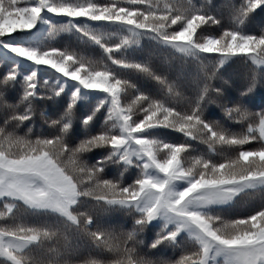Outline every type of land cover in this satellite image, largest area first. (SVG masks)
<instances>
[{"label": "snow or ice", "instance_id": "1", "mask_svg": "<svg viewBox=\"0 0 264 264\" xmlns=\"http://www.w3.org/2000/svg\"><path fill=\"white\" fill-rule=\"evenodd\" d=\"M262 15L264 0H0V264H264Z\"/></svg>", "mask_w": 264, "mask_h": 264}, {"label": "trees", "instance_id": "2", "mask_svg": "<svg viewBox=\"0 0 264 264\" xmlns=\"http://www.w3.org/2000/svg\"><path fill=\"white\" fill-rule=\"evenodd\" d=\"M213 2L219 3L221 2V0H213ZM262 19H264V15L257 17V21ZM57 40L60 41V43H62L64 46H71V47L76 46L75 38L68 33L61 34V36L58 37ZM87 55L95 59H100L102 57V53H100L99 51H91L88 52ZM153 61L163 71L170 70L175 74L190 73L192 71L186 65L181 66L178 61L174 60L172 57L169 56V54L164 52H160V51L155 52L153 56ZM246 77H247V73L242 64H235L232 67L227 68V71L224 73V78L229 82V86L233 91L244 87L246 82ZM213 83L217 84L220 82L213 81ZM254 97H255V103L257 105H259L261 102H264V90L258 87L256 92L254 93ZM244 147L245 149H248L250 146L246 145ZM125 175H127V173ZM258 205H259V197L257 195L256 197H253L251 199H245L240 201L236 205L235 209L229 211V213L227 214L230 216H235L236 218H243L248 211H250L253 207ZM149 235L154 237V233H145L146 242H148ZM61 243L63 242L61 241ZM171 255L172 253L169 251L165 254V258L171 257Z\"/></svg>", "mask_w": 264, "mask_h": 264}]
</instances>
